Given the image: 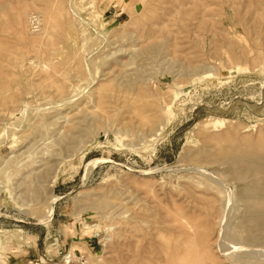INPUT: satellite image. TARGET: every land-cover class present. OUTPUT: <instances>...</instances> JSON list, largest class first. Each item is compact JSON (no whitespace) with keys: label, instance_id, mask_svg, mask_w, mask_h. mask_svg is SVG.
Here are the masks:
<instances>
[{"label":"rangeland","instance_id":"1","mask_svg":"<svg viewBox=\"0 0 264 264\" xmlns=\"http://www.w3.org/2000/svg\"><path fill=\"white\" fill-rule=\"evenodd\" d=\"M263 169L264 0H0V264H264Z\"/></svg>","mask_w":264,"mask_h":264},{"label":"bare ground","instance_id":"2","mask_svg":"<svg viewBox=\"0 0 264 264\" xmlns=\"http://www.w3.org/2000/svg\"><path fill=\"white\" fill-rule=\"evenodd\" d=\"M264 170V169H263ZM262 172H264V171H262ZM262 208H264V207H262ZM259 212V211H258ZM262 220H264V216H263V219ZM259 226V225H258ZM259 229H261V228H259ZM251 230V229H250ZM255 234V233H254ZM252 235V234H251ZM257 237V236H256ZM189 258V257H188ZM190 258H191V256H190ZM188 261V260H187ZM186 261V262H187ZM193 261H194V259H193ZM188 263H189V261H188Z\"/></svg>","mask_w":264,"mask_h":264},{"label":"built area","instance_id":"3","mask_svg":"<svg viewBox=\"0 0 264 264\" xmlns=\"http://www.w3.org/2000/svg\"><path fill=\"white\" fill-rule=\"evenodd\" d=\"M32 20H34V19L32 18Z\"/></svg>","mask_w":264,"mask_h":264}]
</instances>
